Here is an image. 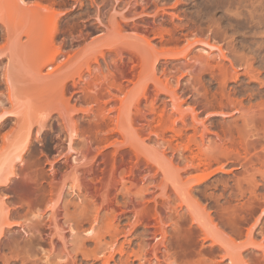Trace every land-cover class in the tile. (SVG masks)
Masks as SVG:
<instances>
[{
    "label": "rangeland",
    "instance_id": "obj_1",
    "mask_svg": "<svg viewBox=\"0 0 264 264\" xmlns=\"http://www.w3.org/2000/svg\"><path fill=\"white\" fill-rule=\"evenodd\" d=\"M25 1L0 0V115L18 112L0 118V162L28 138L0 187V264H264V0ZM251 135L262 150L247 155Z\"/></svg>",
    "mask_w": 264,
    "mask_h": 264
},
{
    "label": "bare ground",
    "instance_id": "obj_2",
    "mask_svg": "<svg viewBox=\"0 0 264 264\" xmlns=\"http://www.w3.org/2000/svg\"><path fill=\"white\" fill-rule=\"evenodd\" d=\"M20 1H21L22 3H24V5H26V4L29 3V2L27 3L25 0H20ZM36 1H37V0H36ZM80 1H81V0H80ZM117 1H118V0H117ZM135 1H136V0H135ZM18 2H19V1H18ZM21 2H20V3H21ZM37 2H38V1H37ZM37 2H36V3H37ZM128 2H129V1H128ZM139 2H140V1H139ZM20 3H18V8L20 7V6H19ZM25 3H26V4H25ZM30 3H31V2H30ZM79 3H80V2H79ZM252 3H253V2H252ZM40 4H41V3H40ZM24 5H23V6H24ZM32 5H33V4H32ZM50 5H51V4H50ZM79 5H80V4H79ZM165 5H166V4H165ZM251 5H252V4H251ZM23 6H22V7H23ZM33 6H34V5H33ZM39 6L42 7L41 9H44V8H45V6L43 7V5L41 6V5H39V4H36L35 7H31V8H29V10H28V6H25V7H27L26 11H29L28 13H30V10H32V12H34V11L36 12V13H35L36 16H37V14H40V15L44 16L45 14H43V13L41 14V9H40ZM73 6H74V5H73ZM91 6H92V5H91ZM25 7H23V10L25 9ZM37 8H38V9H37ZM46 8H47V9H46L47 11L49 10L48 12H46V15H48L49 18H51L50 16H51L52 11H53V14H54V15L52 14V15H53V16H52L53 18H51V19H52V20H51L52 23L50 24V25H52V26L50 27V29L52 28V33H51V34H53V36H54V35L58 32V25H57L58 20H57V18H56V17H58V16L56 15L57 13L53 10V8H51V7L48 8L47 6H46ZM50 8H51V9H50ZM145 8H146V7H145ZM253 8H254V7H253ZM260 8H261V7H260ZM159 9H162L163 11H165V10H164L165 8H162V7H161V8H159ZM23 10H21V9L19 8V11H18V10H17V11L20 12V14L17 12V16L20 15V16L22 17L21 14H22V11H23ZM37 10H38V11L40 10V12H38ZM44 10H45V9H44ZM255 10H256V9H255ZM26 11H24L26 14L23 13L24 15H23L22 19L25 18V17H24L25 15H26V16L30 15V14H27ZM252 11H253V10H252ZM256 11H257V10H256ZM256 11H255V13H254V12L251 13L252 16L254 15V17H255ZM37 12H38V13H37ZM42 12H43V11H42ZM49 12H50V13H49ZM250 12H251V11H250ZM258 12H259V11H258ZM48 13H49L50 15H49ZM58 13H59V12H58ZM157 13H160V11L158 12V10H157V11H155V14H150V15L156 16ZM260 13H261V11H260ZM263 13H264V12H263ZM18 14H19V15H18ZM58 15H59V14H58ZM122 15H123V14H122ZM150 15H149V16H150ZM261 15H262V14H261ZM17 16H16V17H17ZM38 16H39V15H38ZM252 16H251V17H252ZM257 16L259 17L260 15H257ZM263 16H264V15H263ZM28 17H29V16H28ZM39 17H40V16H39ZM99 17H100V16H99ZM1 18H2V17H1ZM1 18H0V21H2ZM17 18H18V17H17ZM35 18H36V17H35ZM3 19H4V18H3ZM28 19H29V18H28ZM31 19H32V17H31ZM101 19H102V18H101ZM101 19H100V20H101ZM126 20H127V19H126ZM3 22H5V21L3 20ZM3 22H2V23H3ZM101 22H103V21H101ZM2 23H1V24H2ZM10 23H11V22H10ZM119 23H120V22H119ZM5 24H6V23H5ZM5 24H4V25H5ZM168 24H169V23H168ZM172 24H173V23H172ZM104 25H105V24H104ZM117 25H118V24H117ZM120 25H121V24H120ZM159 25H160V24H159ZM164 25H165V24H164ZM8 26H9V25H8ZM171 26H172V25H171ZM171 26H170V27H171ZM178 26H179V25H178ZM119 27H120V26H119ZM167 27H168V26H167ZM9 28H10V30L7 28L8 31H11L13 27H12V28L9 27ZM173 28H174V30L178 29V27H177L176 29H175V27H173ZM156 29H157V33H154V34H157V35H158L159 37H161V38L164 37V33H166V32H167V33H168V32L170 33V32L172 31V30H169V28H168V29H167V28L165 29V27L162 28V26H159V27H157ZM174 30H173V31H174ZM50 31H51V30H50ZM176 31H177V30H176ZM6 33H7V31H6ZM11 33H12V32H11ZM11 33H10V35H11ZM28 34H29V33H26L27 37H28ZM135 34L139 37V39H140L139 42H144V43H143V44H144L143 47L148 48L147 46H148V45H149V46L151 45V43H152V42H151V39H150L146 34H141V33H140V34H139V33H135ZM173 34H174V32H173ZM155 36H156V35H155ZM158 36H157V37H158ZM6 37H7V35H6ZM10 37H11V36H10ZM51 37H52V35H51ZM0 39H1V38H0ZM8 39H10L9 36H8ZM10 40H12V39H10ZM16 42H17V41H16ZM202 42H203V41H202ZM130 43H131V42H130ZM130 43L127 44L128 46H127V45L124 46L123 44H120V42H119V43L116 42V43H113V44L110 43V46H109V47H108L107 44H106V46H107L109 49L114 50V52H117L116 54L119 55V56H122L123 52H125V51H126V52H127V51H130V52H132V54L135 53L136 55H141V53H140L141 51L137 52V49H136V48H137L138 46H140L142 43H141V44H138V46H137L136 44H133V43H132V46H134V45L137 46V47L135 48L136 51H133V50H132V49H134L133 47L130 48V47H131V46H130ZM20 44H21V43H20ZM191 44H192V43H191ZM21 45H22V44H21ZM108 45H109V44H108ZM146 45H147V46H146ZM205 45L208 46V47H212V48H213V46H212L209 42H205ZM129 46H130V47H129ZM151 46H152V45H151ZM105 48H106V47H105ZM138 48H139V47H138ZM139 49H140V48H139ZM139 49H138V50H139ZM96 51H97V50H96ZM99 51H101V50H99ZM102 51H103V50H102ZM102 51H101L100 53H98V54H101V55L104 56V53H105V52H102ZM58 52H59V51H58ZM58 52H57V53H58ZM139 53H140V54H139ZM94 54H95V53H94ZM96 54H97V52H96ZM96 54H95V55L92 54V55H93V56L91 55L92 57H89V58L87 57L88 59L86 60V62H84L83 66H81V67L78 69V72H75V74H78L77 76H78V78L80 77L81 80H82V77H83V76H82V73H83L84 71H86V70L90 73V72H91V66H92L91 63H92L93 61H96V62H97V61L99 60V58H98V56H97L98 54H97V55H96ZM173 54L175 55V53H173ZM0 55H1V53H0ZM123 55H124V54H123ZM136 55H135V56H136ZM176 55H177V53H176ZM133 56H134V55H133ZM202 56H203V55H202ZM221 56L224 57V58L226 57L225 53L222 54ZM174 57H175V56H174ZM55 58H56V57H55ZM53 59H54V58H53ZM10 61H11V60H10ZM206 62H207V61H206ZM208 62H209V61H208ZM208 62H207V63H208ZM10 63H11V62H10ZM186 64H187V63H186ZM209 64H210V63H208V65H209ZM115 65H116V62H115ZM210 65L212 66V64H210ZM213 65H214L213 67L216 66V67L218 68V67L220 66V69H224V70L227 69V70H230V68L227 67V66L224 65V64H223L222 66H221L220 64H217V65H216V64H213ZM248 65H249V63H248ZM235 66H236V65H235ZM235 66H234V63L232 62V66H231V67L234 68ZM245 66H246V64H245ZM116 67L118 68L117 65H116ZM209 67H210V66H209ZM249 67H250V66H249ZM249 67H248V68H249ZM220 69H219V70H220ZM115 70H116V69H115ZM115 70L113 69V72H115ZM120 70H121V68L119 67V69H117V71H119L120 75H123L122 72H124V71L121 72ZM231 70H232V69H231ZM117 71H116V72H117ZM113 72L111 71L110 73H111V74H114ZM91 74H92V73H91ZM91 74H90V75H91ZM124 74H125V73H124ZM73 75H74V74H73ZM90 75H89V76H90ZM114 75H115V74H114ZM120 75H119V76H120ZM74 76H75V75H74ZM74 76H73V78H75ZM119 76H118V77H119ZM123 76H124V75H123ZM71 77H72V76H71ZM90 77H91V76H90ZM124 77H125V76H124ZM80 78H79V79H80ZM83 78H84V77H83ZM7 79H8V82H9V81H10L9 77H7ZM122 79H123V78H122ZM125 79H127V78H125ZM127 80H128V79H127ZM73 81H74V80H73ZM77 82H78V80L74 82V86L77 85V84H76ZM82 82H83V81H82ZM89 82H90L91 84L94 85V83H92V82H94V81H92V82L89 81ZM89 82H88V83H89ZM9 83H10V82H9ZM79 83H80V81L78 82V85H79ZM90 83H89V84H90ZM78 85H77V86H78ZM118 85H120V84H118ZM89 86H90V85H89ZM91 86H92V85H91ZM94 86H95V85H94ZM92 88H93V87H92ZM91 91L95 92L94 89H92ZM252 92H253V91H252ZM255 93H256V92H255ZM95 94H96V92H95ZM95 94H92V93H91V94H89V97L92 98V99H95V98L97 99V95L95 96ZM252 94H253V93H251V95H252ZM0 95H1V94H0ZM2 95H3V94H2ZM0 99H1V98H0ZM2 104H3V102L1 103V106H2ZM233 104H234V103H233ZM257 104H259V102H258ZM257 104H256V105H257ZM236 106H239V105H237V103H236ZM240 106H241V107H240ZM240 106H239V107H236V108H237V109H236L237 112H241L243 115H245V114L243 113V112L245 111V107H244L243 105H241V102H240ZM257 106H258V105H257ZM261 106H262V107H261ZM243 107H244V109H243ZM258 107H259V108H264V101L260 102V104H259ZM249 108H250V107H249ZM249 108L247 107L246 110L249 111V110H250ZM102 109H103V108H102ZM248 109H249V110H248ZM87 110H88V109H87ZM242 111H243V112H242ZM247 111H245V113H246ZM263 111H264V109H263ZM263 111L261 110V112H263ZM6 112H7L6 110H5V112H2V114L0 115V118H1V117L3 118V117H4L3 115H5V114H7V113H8L9 115H13V114L16 113L17 111H15V112H14V111H11L12 113H10L9 111H8L7 113H6ZM13 112H14V113H13ZM17 113H18V112H17ZM17 113H16V114H17ZM87 113H88V112H87ZM224 113H225V112H224ZM259 113H260V112H259ZM231 114H232V113H231ZM263 114H264V112L261 113L260 115H263ZM225 115H226V114H225ZM227 115H228V114H227ZM7 116H8V115H7ZM241 116H242V115H241ZM245 116H246V115H245ZM245 116H244V117L242 116V118L244 119ZM254 118H256V117H254ZM262 118H264V116L261 117V119H262ZM22 119H23V118H22ZM193 119H194V118H193ZM243 119H242V120H243ZM245 119H246V118H245ZM257 119H258V121L260 120V118H258V117H257ZM263 120H264V119H262V122H264ZM236 121H237V120H236ZM243 121H244V120H243ZM245 121H246V120H245ZM251 121H253V120H251ZM255 121H256V120H255ZM255 121H254V122H255ZM184 122H185V121H184ZM26 123H27V122H26ZM243 123H244V122H243ZM255 123H256V122H255ZM257 123H258V122H257ZM41 124H42V123H41ZM27 125H28V124H27ZM27 125H26V126H27ZM29 126H30V123H29ZM26 128H27V127H26ZM193 128H194V127H193ZM258 129H260V128H258ZM28 130H29V129H28ZM194 130H197V128L195 127ZM263 130H264V129H263ZM22 131H23V130H22ZM173 131H174V130H173ZM23 132H24V131H23ZM194 132H196V131H194ZM9 133H10V132H9ZM176 133H177V132H176ZM176 133H175V134H176ZM262 133H263V131H261V133H260L261 135H260V136H262ZM193 134H194V133H193ZM202 134H203V133H202ZM6 135H7V134H6ZM6 135H5V136H6ZM9 135L11 136L12 134H9ZM9 135H8V136H9ZM183 135H185L184 132L179 131V135H178L179 138H180V137L183 138V137H184ZM196 135H197V134H196ZM263 135H264V134H263ZM23 136H24V135H23ZM25 136H26V135H25ZM28 136H29V134H28ZM251 136H252V135H251ZM253 136H254V135H253ZM253 136L251 137L252 139H250V140H252V141L248 140V141H249V144H248V141H246L247 139H245V140L242 139V141H241V144H242V145H243V143H244L243 141H245L249 146L251 145V146L254 147V148L246 147L247 144L244 145L245 147L240 146V147L243 149V151L245 150V153H246L247 155H248V154H251L252 149H253V150L256 149V148L259 149V147H260L261 145H262V146L264 145L263 142L261 143L262 139H259V140H258V138H256V137L253 138ZM257 136H258V135H257ZM260 136H259V138H260ZM12 137H13V136H12ZM5 138H6V137H5ZM5 138H4V139H5ZM8 138H9V137H8ZM196 138H197V137H195V135H193V136L191 135V136L188 138L190 141H188V140H187V141L190 142V143H192V141H193V143H195V142L197 143V139H196ZM255 138H256L257 140H254ZM263 138H264V136H263ZM2 139H3V138H2ZM27 139H28V138L26 137L25 140L22 141V142H18V141L16 140V142H15L14 145L11 144V145H13V147H11V146L9 145L11 148L7 145L12 151H11V150H10L11 152L8 151L9 154H6V153H5L6 156H5L4 160H2V162H0V187H1L3 184H6V183L10 182V181L12 180V178H13L14 176H16V175H15V171L13 170V169H14L13 167H14L15 163L20 162L21 158L23 157L22 155H23V153L25 152V149H26L27 146H28V141H27ZM183 139H184V138H183ZM5 140H6V139H5ZM5 140H4V141H5ZM8 140H9V139H8ZM8 140H7V141H8ZM179 140H180V139H179ZM260 140H261V141H260ZM4 141H3V142H4ZM14 141H15V140H14ZM30 141H31V140H30ZM181 141H182V140H181ZM201 141H202L201 144H203V143H204V135H202ZM223 141H224V140H222V143H223ZM263 141H264V139H263ZM8 142H10V141H8ZM11 142H12V140H11ZM224 142H225V141H224ZM242 142H243V143H242ZM232 143H234V142L232 141ZM260 143H261V144H260ZM9 144H10V143H9ZM259 144H260V146H259ZM239 145H240V144H239ZM219 146H223V148L226 150L224 144H221V143H220ZM263 147H264V146H263ZM5 148H6V147H5ZM188 148H189V146H188ZM244 148H245V149H244ZM260 148H261V147H260ZM3 149H4V148H3ZM71 149H72V148H71ZM250 149H251V151H250ZM4 150H5V149H4ZM199 150H201V148H200ZM256 150H257V149H256ZM260 150H262V148H261ZM237 151H238V150H236V152H237ZM257 152H258L257 156L255 155V156L257 157V159H260V160L262 159V160H263V159H264V153H263L264 151H262V153H259V151H257ZM240 153H241V151H240ZM242 153H243V152H242ZM245 153H244V154H245ZM5 154H4V155H5ZM238 154H239V152H238ZM244 154H242V156H244ZM246 154H245V155H246ZM255 154H256V153H255ZM262 154H263V155H262ZM239 155H240V154H239ZM247 155H246V156H247ZM258 155H259V156H258ZM192 156H193V155H192ZM195 156H196V153L194 154V157H195ZM226 156H228V155H226ZM246 156H245L244 158H247V159H248V157H249V160H250V161H248V163L252 162V156H247V157H246ZM190 157H191V156H190ZM198 157H199V156H198ZM221 157H222V156H221ZM221 157H220V162H221V160H223V159L225 158V154H224V156H223L224 158L221 159ZM209 158H210V157H209ZM244 158H243V159H244ZM191 159H192V157H191ZM196 159H197V157H196ZM237 159H238V158H237ZM237 159H236V161H237ZM247 159H246V160H247ZM239 160H241V159H239ZM244 160H245V159H244ZM244 160H242V161H244ZM118 161H119V160H118ZM190 161H191V160H190ZM192 161H194V158H193ZM212 161H213V160H212ZM215 161H219V160L216 159ZM242 161H240V162H241L240 164H242ZM263 161H264V160H263ZM244 162H245V161H244ZM194 163H195V162H194ZM210 163L213 164V162H210V160H209V161H208V164H210ZM238 163H239V161H238ZM248 163H244V165H246V164H248ZM123 164H124L123 161H121V162L119 161V164H118L116 161L113 160V163H112V165H113V170H115V169L117 170L118 168H121V167L123 166ZM209 167H211V164L209 165ZM111 168H112V167H111ZM206 169H208V167H207ZM200 170H203V168L200 169ZM203 171H205V170H203ZM263 175H264V174H263ZM174 184H175V183H174ZM175 185H176V184H175ZM249 187H251V186H249ZM250 189H251V188H249L248 190L251 191ZM252 189H253L252 191L255 190L253 187H252ZM252 191H251V192H252ZM249 193H250V192H249ZM250 194H252L251 196L254 195L253 193H250ZM259 196H260V195H259ZM259 196L257 195L256 197H259ZM254 197H255V195H254ZM186 202H187V205H188V209L190 210L191 214L193 215V216L191 215V216L193 217L192 219H194L193 221H196L195 223H197V224L199 223V224H200L199 227H200V226L203 227V228H204L203 230L206 231V233L208 232V235L210 234L211 237L213 236V237L215 238V240L217 241V242L215 241L216 243L220 244L219 242H221V243L223 244V241H222V235H221V233L218 232V229H216V226H215V224L212 222V219H211L210 215L208 216V215L205 214V212H202V211L196 209V207H193V203H192L189 199H186ZM201 212L204 213L205 215L202 214ZM147 215H148V214H147ZM155 215H156V214H155ZM158 216H159V215H158ZM155 219H156L155 221H159V220H157V218H155ZM159 219H160V218H159ZM156 223H157V224H160L159 222H156ZM154 225H156V224H154ZM0 229H1V228H0ZM92 229H93V228H92ZM92 229L89 231V233H91V231H93ZM189 229H190V228H189ZM196 229H197V228H196ZM29 231H30V230H29ZM0 232H1V231H0ZM204 233H205V232H204ZM205 235H206V234H205ZM206 237H207V235H206ZM209 238H210V237H209ZM210 239H212V238H210ZM212 240H213V239H212ZM224 245H225V244H224ZM120 252H121V250H120ZM122 252H123V249H122ZM46 260H47V259H46ZM230 260H231L232 264H235V262H234V261H235L234 256H231V257H230ZM44 261H45V259H44ZM46 262H48V260H47ZM49 262H50V261H49Z\"/></svg>",
    "mask_w": 264,
    "mask_h": 264
}]
</instances>
